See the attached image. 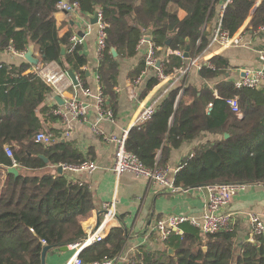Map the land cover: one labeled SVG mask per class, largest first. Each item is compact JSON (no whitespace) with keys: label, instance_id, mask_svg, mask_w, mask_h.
I'll return each instance as SVG.
<instances>
[{"label":"trees","instance_id":"obj_1","mask_svg":"<svg viewBox=\"0 0 264 264\" xmlns=\"http://www.w3.org/2000/svg\"><path fill=\"white\" fill-rule=\"evenodd\" d=\"M58 1L61 0H0V51L12 47L24 52L33 44L41 63L55 61L62 70L71 69L82 81L87 60L79 45L70 49L72 32L58 36L53 18ZM64 1L78 3L82 14H94L97 10L102 14L106 36L96 72L103 106L113 110L117 107L115 87L120 60L136 54L145 31H150L151 42L162 48L158 52L162 55L161 70L169 75L185 62L183 52L187 46L189 56L201 53L208 46L222 2ZM258 1L228 3L221 19L222 29L233 35L249 17L245 31L254 32L264 25V0ZM179 10L186 16L179 18ZM57 41L66 46L64 55L55 56ZM111 48L116 50V57L111 54ZM168 49L172 52L167 53ZM210 62L213 69L203 67L197 74L201 79L221 78L212 87L217 90V96L210 87L186 81L176 100L184 82L180 79L167 90L143 125L129 129L126 148L144 165L164 170L171 150L209 133L217 138L198 144L192 155L181 160L173 180L176 186L264 185V86L235 90L231 80L225 79L229 67L226 58L219 54ZM31 66L26 61L19 65L0 62V264H42L45 245L51 247L49 254L84 235L80 219L93 209L88 186L71 181L64 173L31 176L8 172L14 163L20 169L36 170L94 159L91 149L83 153L70 141L56 138L48 144L35 141V134L44 131L42 121L54 120L46 103L53 90ZM144 68L143 55L130 78L134 79ZM156 84L154 75L147 82V91ZM85 86L82 81V87ZM235 94L242 111L240 118L225 103L226 97ZM209 102L212 107L207 114L205 107ZM5 147L11 149L12 156L6 154ZM181 229L182 235L171 233L165 242L167 248L175 251L174 256L167 250L152 253L140 247L129 262L121 264H264V243L245 241L240 253L235 254V232L219 231L205 234L214 245L202 250L205 241L199 230L188 223L182 224ZM126 236L123 227H111L102 242L82 250L80 257L85 262L113 258L122 251Z\"/></svg>","mask_w":264,"mask_h":264},{"label":"crops","instance_id":"obj_2","mask_svg":"<svg viewBox=\"0 0 264 264\" xmlns=\"http://www.w3.org/2000/svg\"><path fill=\"white\" fill-rule=\"evenodd\" d=\"M178 16L179 18H183L186 16V13L183 10H179ZM92 17L93 14H82L81 12L67 13L59 9L53 13L59 37H62L67 32H72L71 36L77 35L79 38H82L81 43L78 45L80 46V53L85 55L87 60V64L83 67L85 73L84 80H82L86 86L82 87V81L76 73L75 75L79 79V85L77 86L67 76V83H65L62 95L53 93L46 103L51 107L52 112L54 107L60 106L55 100V96H59L62 100L78 97L86 101L89 104V108L85 119L71 121V129L68 130V135L65 134V126L61 123V120L53 113L54 120L42 121V130L52 134L53 139L70 141L83 153L88 152L90 149L93 152V160L97 165L94 171H71L67 169H62L61 171L71 181L79 185H87L91 193L93 209L87 216L81 218L79 222L84 234L90 229L96 228L98 213L101 212L99 218H101L103 213V204L113 201L114 216L106 226V234L111 227H123L127 236L122 251L119 254H122L126 259H131V256L135 255L140 247L152 253L162 250H167L168 252L169 249H172L171 247L167 248L165 243L169 237L165 241H161L158 238L157 232L154 230L156 221L169 214H185L199 217L208 200V190L205 187H189V190L186 192L170 193L159 186L150 184L144 178L135 177L128 173H123L119 176L114 174L112 171L114 144L106 141L102 135L95 133L92 129L95 125L94 123L97 122V112L93 105L95 103V96L99 92L96 69L101 61H99L97 55V28L95 24L91 23ZM248 20L249 18L246 20V23ZM240 36L242 41L240 45L222 49L217 48L215 45L212 47V51H207L209 53L217 51L213 56L222 54L228 61L229 67L226 73V80L237 77V71L242 68L264 67V58H260L261 55H264V32L258 30L250 32L243 29ZM62 46L66 51L65 45L58 41L56 42L54 49L55 56L65 54H61ZM145 48L146 44L140 42L137 52L133 57L120 60L117 86L115 87V92L118 96L116 110L110 107L113 110V117L109 120H101L98 123L100 130L104 134L118 135L123 130H126L128 133L129 129L133 127V120L138 112L153 100H158L159 103L161 98L167 93H163V88L175 86L180 79L184 80L183 83L181 82L182 84L188 81L197 86L201 84L203 87L207 86L211 89L221 79L220 77L210 80L201 79L195 70L187 75L180 76L177 70L173 72L171 79L161 87L155 88V85L147 91V82L155 75L153 70L147 69L144 73L141 71L134 79L130 78L131 72L134 71L137 63L145 54ZM23 54L18 51H0V62L19 65L25 61ZM34 56L39 58L35 49ZM46 66L61 69L55 61L41 63L40 58L38 65H32L30 69ZM85 92L87 93L85 94ZM215 138L217 137L212 134L202 133L191 142H184L179 147L171 150L164 168L166 176L170 180H174L181 160L188 155H192L193 148L198 144L213 141ZM17 170L18 174L31 176L59 173L58 167L52 165H47L36 170H24L20 168H17ZM225 210L233 218V225L230 230L235 232V254H237L238 252L240 253V246L243 242L251 241L252 228L249 214L264 212V185H246L243 189H238ZM199 233L201 239L205 241L201 247L202 250H207L214 245L213 240H207L205 234L200 231ZM182 234L183 231L178 235ZM74 252L75 250L69 244L66 250L59 249L55 250V252L47 253L45 264H67ZM169 255L174 256L175 251Z\"/></svg>","mask_w":264,"mask_h":264},{"label":"built area","instance_id":"obj_3","mask_svg":"<svg viewBox=\"0 0 264 264\" xmlns=\"http://www.w3.org/2000/svg\"><path fill=\"white\" fill-rule=\"evenodd\" d=\"M232 0H222L219 5L217 12L216 23L211 33V39L208 46L199 54L194 56H189L185 58L183 65L176 69L178 70L180 76L187 75L191 71H199L203 67L213 69V64L210 62L213 54L217 51L211 53L207 51H212L213 46L222 49L229 46H236L242 44L241 33L244 29L246 22L235 32L233 35H230L227 30L222 29L221 19L223 16V11L228 3ZM56 8L65 11L67 13H79V5L76 2H67L64 0L58 1ZM97 14V22L95 23L97 28V55L99 61L102 60L104 43H105V25L102 21V14L100 10L95 12ZM94 15V14H93ZM258 31L264 32V25L257 28ZM71 43L70 49L74 48L75 45L81 43L82 38H79L77 35H73L69 39ZM141 43L146 44L145 54H144V65L142 73L147 69H151L155 72L157 79V84L155 88L161 87L163 84L168 82L173 73L166 75L161 70V64L156 67V61L158 57H162L158 52L162 51L160 46L155 45L151 40L145 41L141 40ZM216 48V49H217ZM9 51H16L12 47L8 49ZM215 50V49H214ZM167 53H171V50H166ZM22 54L24 52H21ZM178 53V51H174ZM261 59L264 58V55L260 56ZM34 70L42 78V80L49 85L53 93L61 94L63 93V88L67 83V71L57 68H51L49 66L40 68L35 67ZM238 75L234 79H231V84L235 90H240L243 88L249 89H259L264 86V67H246L237 71ZM78 85H79V79ZM70 82V80H69ZM169 88H163V93H166ZM184 84L178 91L176 100L183 92ZM87 92H85L86 94ZM213 94L217 96L216 89L213 90ZM154 98V97H153ZM152 98V99H153ZM151 99V100H152ZM158 100H153L151 103L146 104L141 111L138 112L135 119L133 120V126L140 127L143 125L154 113L157 107ZM225 103L228 106L230 112L236 115L238 118L242 117V111L239 105L238 95L235 94L230 97L225 98ZM97 112V122L92 127L93 131L97 134L103 136L106 141L114 144V159L112 164V171L116 176H119L123 173H128L134 175L135 177L144 178L150 184L159 186L161 189H165L170 193H179L180 191H188L189 187L182 188L176 186L173 180H170L165 171L157 167H148L142 163L138 156L129 151L126 148V138L127 131L123 130L122 133L116 134H104L100 130L98 123L101 120H109L113 117V110L110 107L103 106V99L99 92L95 96V103L93 105ZM212 103L209 102L205 107V112L208 114L211 110ZM89 104L78 98L70 97L63 99V104L52 109V113L56 115L61 123L65 126V134L68 135V130L71 129V121L74 120H83L87 116V111ZM53 140L52 134L46 131H39L35 134V141L48 144ZM5 152L8 156H12V151L10 148L5 147ZM13 166H16L14 163ZM56 167H61L62 169H67L71 171H80L86 170L92 172L96 169L97 165L94 160H87L80 164L71 165V164H59ZM246 185L238 184H213V185H204L208 190V200L199 217L189 216L185 214H169L159 218L155 225L154 230L157 232L158 238L161 241H165L171 233L181 234V225L188 223L203 234H213L219 231H228L233 225V218L230 213H227L225 208L232 199V196L237 192L238 189H243ZM102 216L100 218L98 226L94 229H90L86 232L78 241L70 244V246L75 250L74 254L70 258L67 264H121L129 262V259H126L122 254H118L113 258L104 259L102 261H92L85 262L82 257H80V252L86 248H91L96 244L103 241L106 236V226L109 221L113 218V201L104 203L102 206ZM249 221L251 224V237L252 242L257 243L258 245L264 243V212L259 213H250ZM87 230V229H86ZM42 243L44 241L42 240Z\"/></svg>","mask_w":264,"mask_h":264},{"label":"water","instance_id":"obj_4","mask_svg":"<svg viewBox=\"0 0 264 264\" xmlns=\"http://www.w3.org/2000/svg\"><path fill=\"white\" fill-rule=\"evenodd\" d=\"M260 1V0H259ZM258 1V3H259ZM257 3V5H258ZM255 9V8H254ZM254 9L252 10V12L254 11ZM251 12V13H252ZM250 18V17H249ZM97 22V14L94 13L93 17L91 18V23L92 24H95ZM249 28H251V26H249ZM143 40L145 41H149L150 40V31H145L143 33ZM168 43V42H166ZM65 53V48L62 46L61 47V54H64ZM111 54L116 57L117 56V52L114 48H111ZM183 57L184 58H188L189 57V54H188V46L185 48L184 52H183ZM23 58L26 62L30 63L31 65H38L39 63V58L35 57L34 56V45L33 44H30L28 46V48L26 49V51L24 52L23 54ZM161 63V57H158L157 58V61H156V67H158ZM67 74L69 76V78L71 79L72 83L77 86L78 85V80H77V77L75 75V73L71 70V69H68L67 70ZM55 100L60 104L62 105L63 104V100L59 97V96H55L54 97ZM224 136L227 138L228 137V134H224ZM41 158L47 162V158L46 157H43L41 156ZM62 171V168L61 167H58V172L61 173ZM8 172H11L13 173L14 175H17L18 174V170L15 166H11L8 168ZM204 185H199V186H194V187H202ZM101 213V212H100ZM98 213V217H97V220H96V226H98L99 224V221H100V218H99V214ZM51 247L48 246V245H45L42 249V252H41V262L42 264H45V260H46V254H47V251L50 249ZM60 250H66L67 249V246L66 245H63V246H60L59 247ZM168 253L169 254H173L174 251L172 249H169L168 250Z\"/></svg>","mask_w":264,"mask_h":264}]
</instances>
